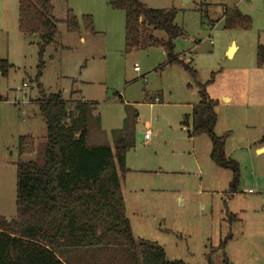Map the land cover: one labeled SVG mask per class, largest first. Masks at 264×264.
Segmentation results:
<instances>
[{"label": "rangeland", "instance_id": "374dc122", "mask_svg": "<svg viewBox=\"0 0 264 264\" xmlns=\"http://www.w3.org/2000/svg\"><path fill=\"white\" fill-rule=\"evenodd\" d=\"M17 1L0 0V58L13 66L0 77V216L15 217L16 163L41 159L46 127L36 104L43 94L60 93L69 107L82 99L95 106L89 144L112 146V131L132 128L128 167L156 171L129 175L125 186L135 240L156 243L169 261L185 264H208L207 257L213 264H264V153L256 151L264 137V67H256V48L264 46L263 0H139L149 8L177 10L183 36L175 52L195 78L182 65L167 64L161 49L125 53L124 14L107 0H53L58 32L45 50L38 82V39L19 33ZM233 8L250 17V30H223L222 12ZM67 9L79 19L90 10L101 34L79 43L62 22ZM155 36L165 39L162 32ZM212 74L205 89L217 101L214 134H228L225 156L239 167L231 196L232 175L211 162L209 138L188 139L181 127L187 122L190 131L198 85ZM26 136L33 137L34 154L19 156L18 139Z\"/></svg>", "mask_w": 264, "mask_h": 264}, {"label": "trees", "instance_id": "16d2710c", "mask_svg": "<svg viewBox=\"0 0 264 264\" xmlns=\"http://www.w3.org/2000/svg\"><path fill=\"white\" fill-rule=\"evenodd\" d=\"M52 1H17L19 33L38 39L36 82L44 68L45 50L55 42L58 32ZM107 5L124 14L125 53L161 49L167 64H180L195 78V71L175 52V41L183 36L182 28L175 24L177 10L149 8L139 0H107ZM221 18L225 31L252 27L250 17L236 8L224 10ZM62 22L68 33L82 30L90 36L97 34L90 15L79 19L67 9ZM156 32H162L165 39L157 38ZM256 67H264L262 45L256 48ZM12 68L0 58L1 78ZM213 77L198 85L199 101L192 107L187 133L190 138H209L211 162L232 175L231 196L239 183V167L225 156L228 134H214L217 101L205 89ZM144 100H150L148 93ZM36 105L46 127L45 144L39 161L16 163V213L10 221L0 216V264H185L169 261L158 244L133 238L122 195V182L128 173L126 154L135 146L133 129L112 131V146L89 144L95 106L79 100L69 107L60 93L43 94ZM96 121L98 124L99 118ZM259 144H264V137ZM17 149L19 156L33 155V137H20ZM207 263L213 264L209 257ZM225 264H229L227 260Z\"/></svg>", "mask_w": 264, "mask_h": 264}, {"label": "crops", "instance_id": "0c3cea01", "mask_svg": "<svg viewBox=\"0 0 264 264\" xmlns=\"http://www.w3.org/2000/svg\"><path fill=\"white\" fill-rule=\"evenodd\" d=\"M106 3H107V1H106ZM104 7H102L101 8V10H102V12H104ZM71 10V9H70ZM82 16L83 15H90V16H92L93 17V20H94V24H96V22H97V16H95V14H93L90 10H88L87 11V13H82L81 14ZM221 21H222V18H221ZM99 34H101L99 31H97V34L96 35H99ZM77 35V40H78V42L79 43H85L86 42V39H85V35H87V34H83V33H78V34H76ZM95 35V36H96ZM95 36H92V37H95ZM34 38H36V37H34ZM232 49H233V52L231 53V57L229 56V58H232L233 56H234V53L236 52V50H237V46L235 45V43L234 44H232ZM227 55H228V53H227ZM135 70L137 69V68H134ZM223 98V100L225 101V102H230L232 99H231V97L229 98V97H226V96H223L222 97ZM161 99V98H160ZM82 101H84L83 99H82ZM161 102H162V100H161ZM161 102H158V103H161ZM151 104H154V103H151ZM151 104H149V105H151ZM194 105H192V107H193ZM192 107H191V109H192ZM183 123V122H182ZM181 123V127H182V129L183 130H185L186 132H188V130H187V128H188V125L186 126V125H184L183 126V124ZM188 124V123H187ZM133 131H134V129H133ZM126 132V131H125ZM187 134V137H188V139H194V138H190L189 137V135H188V133H186ZM147 140H149V139H147ZM146 140V141H147ZM134 143H135V135H134ZM135 149V146H134V148L133 149H131V150H129V151H133ZM128 151V152H129ZM256 151H257V153L258 154H263L264 153V145H260L258 148H256ZM128 152H127V154H128ZM127 154H126V158H127ZM125 164H126V168H127V170H128V173L125 175V177H124V179H123V182H122V195H123V199H124V204H125V208H126V200H125V198H124V196H125V186H126V184H127V182H128V177H129V175H132V174H135V173H138V174H141V173H153V174H155L156 173V171H153L152 169H150V168H148V167H143L142 169H133V168H129L128 167V165H127V159H126V161H125ZM139 165V164H138ZM139 167V166H138ZM140 168V167H139ZM126 213H127V209H126Z\"/></svg>", "mask_w": 264, "mask_h": 264}, {"label": "built area", "instance_id": "2783aa9c", "mask_svg": "<svg viewBox=\"0 0 264 264\" xmlns=\"http://www.w3.org/2000/svg\"><path fill=\"white\" fill-rule=\"evenodd\" d=\"M148 138H149V136L146 134V135L144 136V139L147 140Z\"/></svg>", "mask_w": 264, "mask_h": 264}, {"label": "bare ground", "instance_id": "6f19581e", "mask_svg": "<svg viewBox=\"0 0 264 264\" xmlns=\"http://www.w3.org/2000/svg\"><path fill=\"white\" fill-rule=\"evenodd\" d=\"M231 50H233L232 48L230 49V52H231ZM229 55V54H228ZM230 56V55H229Z\"/></svg>", "mask_w": 264, "mask_h": 264}, {"label": "water", "instance_id": "95a60500", "mask_svg": "<svg viewBox=\"0 0 264 264\" xmlns=\"http://www.w3.org/2000/svg\"><path fill=\"white\" fill-rule=\"evenodd\" d=\"M229 54V53H228ZM229 57V55H227Z\"/></svg>", "mask_w": 264, "mask_h": 264}]
</instances>
